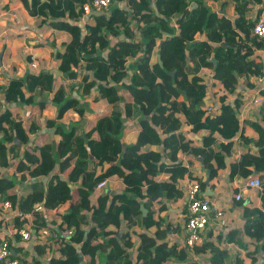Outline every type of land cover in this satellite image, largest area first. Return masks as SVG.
Instances as JSON below:
<instances>
[{
	"label": "trees",
	"instance_id": "trees-1",
	"mask_svg": "<svg viewBox=\"0 0 264 264\" xmlns=\"http://www.w3.org/2000/svg\"><path fill=\"white\" fill-rule=\"evenodd\" d=\"M19 1L32 17L68 36L65 50L56 55L64 76L58 83L53 73L41 68L24 77H13L3 87L7 103L33 107L28 131L21 127L14 111L7 109L0 114V133H4L0 138V176L12 158H19L16 167L23 178L35 179L23 186L18 200V182L0 177V199L18 203L19 216L9 221L10 227H22L32 213V229L37 235L48 223L60 230H74L70 241L59 237L53 244L45 241L37 246L39 256L47 262L38 264H83L84 258V264H169L187 260L188 251L193 250L211 251V264H247V260L264 264V205L261 209L246 205L245 224L222 233L220 246L213 243L215 233L210 229L205 241L193 250L187 245L169 246L166 238L173 231L160 223L154 235L150 234L152 212L144 215L141 209L144 205L149 210L164 197L184 196L178 187L180 179L190 176L189 166L182 161L184 154L190 165L201 164L203 159L211 182L225 170H229L232 181L260 174L262 188L257 193L264 204V118L242 119V102H229L240 77L264 75L263 60L254 57L258 49H264V38L254 32L264 0H234V20L219 17L207 0H113L115 7L108 15L94 14L85 26L82 20L87 15L84 5L88 0ZM120 2L128 6L121 7ZM193 2L197 6L189 10ZM255 5L261 6L259 10ZM135 20L147 40H128L135 36ZM121 34L125 39H120ZM147 34L153 36L148 38ZM198 34L204 39L197 40ZM162 36L159 61L152 63L157 40ZM129 58H136L137 73L132 82L126 80ZM205 69L213 71L217 83L215 96L220 113L214 116L205 107ZM63 79L73 82L70 89ZM97 84L92 101L106 100L113 111L98 115L88 126H80L86 108L80 99L68 94L77 86L83 97H91ZM49 100L59 107L56 120H45L46 127L55 131L45 132V139H37L39 145L22 152L15 140L27 143L31 140L29 133H39ZM181 109L195 135L206 132L201 146L185 143L175 114ZM69 111H75L79 119L77 125L67 129L57 121ZM127 119H136L140 129L137 142L129 145L123 141L133 128L126 124ZM219 137L226 141L218 144ZM235 138L251 144L252 149L233 159ZM148 144L151 150L144 149ZM69 169V177H65ZM120 169L126 170L123 192L112 194L108 183L98 188L100 182L115 177ZM80 177L81 182L73 186ZM201 184L206 187L205 182ZM39 203H44L48 219L43 211L34 212ZM229 245L238 248L236 254ZM16 250L24 256L20 248Z\"/></svg>",
	"mask_w": 264,
	"mask_h": 264
},
{
	"label": "crops",
	"instance_id": "crops-1",
	"mask_svg": "<svg viewBox=\"0 0 264 264\" xmlns=\"http://www.w3.org/2000/svg\"><path fill=\"white\" fill-rule=\"evenodd\" d=\"M208 6L217 13L219 17L226 16L232 20L236 18L235 13V2L234 0H207ZM121 7H127V2L118 3ZM197 6V2H193L189 6V10H192ZM115 7V5H114ZM113 7V8H114ZM261 6L255 5V9L259 10ZM263 10L259 20H264V6H262ZM153 10L156 11V8L153 6ZM94 14L108 13L95 9ZM91 14V13H90ZM87 14L83 20L86 23V20L90 16ZM257 14V13H256ZM175 16L172 19L173 24L176 26ZM258 20V21H259ZM136 20L132 23V27H134L135 36L133 38H129L128 40L139 42L145 37V34H142L141 29H138L136 26ZM85 26V24L83 25ZM47 23L40 21L38 18L32 17L28 10L24 7V5L19 0H2L0 1V55H3L0 61V114L4 113L7 109L12 110L15 113L16 119L21 124L26 131H28L29 127L32 124L30 119V114L33 111V107L26 103H17V104H9L4 99L3 87L7 85L9 79L13 77H24L27 72H39V69L44 68L47 71H52L57 68L59 70V61L57 59V53L59 51L63 52L66 48V43L68 40V36L66 33L59 32L55 29H49ZM156 34V31L153 32ZM148 38H151L153 34H147ZM120 39H125V34H121L119 36ZM197 40L204 39L203 34H198ZM164 40L163 36L159 37L157 40V46L155 47L152 63L159 61V46L161 42ZM115 41L117 39L115 38ZM254 57L260 58L264 62V49H258ZM36 61L37 66L32 67V61ZM136 58H129L127 64L128 77L127 81H131L133 77L137 73L136 67ZM60 71V70H59ZM52 73V72H51ZM55 78L58 80L64 77L63 73H53ZM59 79L57 83L61 80ZM202 79L203 82L207 85L208 98L205 101V107L209 105H213L216 108L217 113L219 114V103L218 98L215 96L216 90V81L214 78V73L212 70L205 69L202 71ZM67 88L70 89L72 87L73 82L69 79H63ZM248 81V83H247ZM240 84L235 94L231 95L229 102L234 104L236 99H239L242 102V106L240 109V117L242 119H253L256 121H261L264 118V110L262 106L251 102L250 97L256 95L264 96V75L263 76H250L246 78V76L240 77ZM121 88V87H120ZM98 91V84L92 90L91 97H83L75 86L73 91H70L68 96L70 98H78L81 100L83 106L86 108L85 117L82 118L80 126H88L90 122H93L97 119V116L105 113L113 111V107L111 104H108L106 100H102L99 102L92 101L93 97L96 95ZM121 93L127 95V92L121 88ZM245 96L248 98L245 99ZM58 105L54 104L51 100H49V107L44 112V116L42 118V129L39 130V133H29L31 136V140L27 143H22L15 137V142L19 145L20 150L25 151L30 147H35L39 145L37 139H45V132H54L55 130L52 128H47L46 126V118L56 120L58 117ZM208 112V111H207ZM176 116L179 118L181 122L180 132L184 135L185 139L189 140L193 146H201L203 144V137L206 135V132L203 131L199 136L195 135L192 126L187 123L186 115L184 111L176 110ZM209 114V113H208ZM215 114V115H216ZM79 119V116L75 111H69L65 114L62 119H59L57 123H61L67 129H70L72 126L77 125L76 122ZM139 122L135 119L126 120V124L128 126H132L133 128L125 134L123 137V141L126 145L136 143L138 140V136L140 133ZM10 130V129H9ZM10 132L16 136V133L10 130ZM3 135L4 133H0ZM44 136V137H43ZM55 138V135H52ZM193 139H197L193 141ZM218 144L221 142H225V139L218 138ZM145 150H151L152 145L148 144L144 147ZM234 155L233 159L237 157H241L243 154L248 153L252 149L251 144L240 143L238 138L234 139ZM241 152L238 154V152ZM19 161V158H12L9 166L12 168H16V164ZM182 161L185 165L189 166L190 176L186 178H182L183 180L196 178L199 181H203L206 183V187H202L203 195L211 198L215 209H220L224 211L226 214V223L222 227L217 223L216 215L212 211V219L208 224L206 230L203 233L204 241L207 233L210 229L214 230V239L213 243L216 246H220V238L221 234H226L229 230L234 228H242L245 224L244 211L246 205H254L258 206L260 209L263 207V200L257 193V188L244 187L248 178L237 177L233 181L229 178V170H225L222 172V175L219 179L211 182L210 187L207 185L208 182V170L203 166V159L201 164L190 165L189 158L187 154L183 155ZM231 160L228 159L227 163H230ZM107 166V164H106ZM105 166V167H106ZM4 169V168H3ZM2 169V170H3ZM71 169L66 171L63 175L65 177H69ZM126 174L125 169H120L118 174L115 177L108 178V187L109 191L112 194H118L123 192L124 182L123 178ZM260 177V174L256 173ZM251 178V177H250ZM30 179V180H27ZM24 180V184L22 186L19 185L18 182L17 187L15 188V193L18 187L20 189L23 188L27 183L35 180L33 178L28 177ZM180 179V180H182ZM195 180V179H194ZM47 181V180H46ZM200 181V182H201ZM81 182V177L75 183L73 182V186L78 185ZM202 185V184H201ZM101 190V189H100ZM241 193V199H237V194ZM21 194V190H20ZM186 198L183 196L182 198L173 199L164 197L161 202L154 203L151 208L148 210L152 212L153 223L149 228L150 234L154 235V233L158 229V223L162 225L164 228H168L173 231V233H169L167 235L166 240L169 243V246L176 244L179 247H186V238H185V224L187 217V202ZM239 202H243V204H238ZM96 203V199L93 200V204ZM64 208L68 207V204L63 206ZM147 212V214H148ZM155 223V224H154ZM56 227V224H55ZM57 228V227H56ZM125 232V229L122 230ZM121 231V232H122ZM123 234V233H122ZM122 234H119V238H121ZM220 237V238H219ZM225 237L223 236L222 240ZM246 241H250V238L245 237ZM16 248H20L23 255L38 257L41 263H47L46 258L44 256H39L37 252V247L34 248L31 244H26V246L17 245ZM233 254H236L238 248L235 246L229 247ZM15 250V249H14ZM18 250H15L17 254ZM189 257L185 261H175L169 264H211L212 252L208 251L205 253H197L194 250L188 251ZM244 256V255H242ZM85 260V258H84ZM247 264H254L251 260H247Z\"/></svg>",
	"mask_w": 264,
	"mask_h": 264
},
{
	"label": "built area",
	"instance_id": "built-area-1",
	"mask_svg": "<svg viewBox=\"0 0 264 264\" xmlns=\"http://www.w3.org/2000/svg\"><path fill=\"white\" fill-rule=\"evenodd\" d=\"M113 0H88L84 5L85 14L92 13L93 10L99 9L106 13H110L114 7ZM254 32L264 38V20L261 19L257 22L254 27ZM32 67H36V61H32ZM245 99L248 98L245 96ZM251 102L262 106L264 110V96L256 95L250 97ZM207 111L210 115H215L217 113L216 108L213 105L207 106ZM217 115V114H216ZM3 135H0L2 138ZM185 143L189 144V140L185 139ZM238 154L241 152L237 151ZM24 174L21 170L12 168V166L5 167L2 170L0 177H7L8 179H14L19 183L20 186L24 184ZM27 179V178H26ZM30 180V179H27ZM108 180L105 179L99 183L98 188L102 189L106 186ZM178 187L183 191L184 197L187 199V217L185 224V238L186 245L190 250H193L196 245L204 241L203 233L206 230L208 224L212 219V211L216 215L217 223L222 227L226 223V214L220 209H215V206L211 198L203 195L201 182L194 179L179 180ZM244 187L251 188H262V182L258 175H254L249 178L244 185ZM20 187L17 188L15 195L20 197ZM241 193L237 194L236 198L241 199ZM264 211V208H262ZM43 211L45 218L48 219V213L45 210L44 203L36 204L34 207V212ZM19 216L18 203L14 204L12 200H1L0 199V264H38V257L33 256H19L13 253L16 250L17 245L26 246V244H31L34 248L43 244L45 241L49 243H55L59 237H62L65 241H70L74 230L66 228L60 230L55 225L48 223L47 227H44L40 235H37L36 231L32 229V213L26 216L27 221H25L22 227H10L9 221L13 218ZM61 222V221H60ZM57 230V231H56ZM60 230V231H59ZM16 237H20L16 240ZM230 247V245H229Z\"/></svg>",
	"mask_w": 264,
	"mask_h": 264
},
{
	"label": "water",
	"instance_id": "water-1",
	"mask_svg": "<svg viewBox=\"0 0 264 264\" xmlns=\"http://www.w3.org/2000/svg\"><path fill=\"white\" fill-rule=\"evenodd\" d=\"M93 12H95V11L93 10L92 13H93ZM92 13L90 14V16L92 15ZM84 24H85V22H83V25H84ZM2 56H3V55H0V61H1ZM212 61L214 62V64H215V68H216V66H217V60H216V58L213 57V58H212ZM51 72H52V73H60V71H59L57 68L53 69ZM45 180H47V179H45ZM207 185L210 187V177L208 178ZM141 209H142L144 215H146L147 212H148V210L144 207V205L141 206ZM122 233H123V231L121 232V234H122ZM13 253H15V250H13ZM82 263L84 264V259H82Z\"/></svg>",
	"mask_w": 264,
	"mask_h": 264
}]
</instances>
